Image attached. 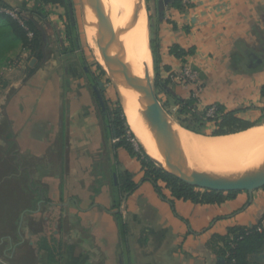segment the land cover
Wrapping results in <instances>:
<instances>
[{"label":"crops","instance_id":"crops-1","mask_svg":"<svg viewBox=\"0 0 264 264\" xmlns=\"http://www.w3.org/2000/svg\"><path fill=\"white\" fill-rule=\"evenodd\" d=\"M148 1L165 110L197 93L203 106L264 118V0ZM0 7L23 11L43 37L35 57L23 47L0 57V135L29 190L16 230L0 237V264H220L232 229L261 223L264 188L212 204L175 198L165 183L161 194L140 160L108 142L83 79L57 65L66 50L47 49L68 40L70 0ZM187 64L198 87L168 81Z\"/></svg>","mask_w":264,"mask_h":264},{"label":"bare ground","instance_id":"bare-ground-1","mask_svg":"<svg viewBox=\"0 0 264 264\" xmlns=\"http://www.w3.org/2000/svg\"><path fill=\"white\" fill-rule=\"evenodd\" d=\"M140 1L101 0L103 20L95 29L100 33H111L112 37L120 38L124 42L127 53L122 52L120 57H129L131 68L136 70L140 81L144 83L147 64L151 69L149 17ZM81 12L89 41H97L95 49L101 57V64L113 76L125 99L122 101L120 98L132 132L140 136L143 143L141 147L158 160L157 165L169 169V164L161 153L163 140L149 126L143 113L142 103L148 100V93L137 89L127 70L118 65L113 47L95 38L94 29L90 26L94 5L87 0H81ZM156 122L172 130L178 146L180 165L189 177L198 174L243 176L264 163V124L238 133L206 136L182 128L165 112L158 113Z\"/></svg>","mask_w":264,"mask_h":264},{"label":"rangeland","instance_id":"rangeland-1","mask_svg":"<svg viewBox=\"0 0 264 264\" xmlns=\"http://www.w3.org/2000/svg\"><path fill=\"white\" fill-rule=\"evenodd\" d=\"M140 1V0H139ZM72 14L68 16V40L62 42H56L55 40L50 43V47H47L48 52H50L52 56V51L56 50L59 52L61 49L65 53L62 52L63 57L62 62L59 61L57 63L58 66L61 64L65 67L71 68L72 75L76 76L77 78H81L84 81V84L87 87L89 92V96L96 103V113L100 116V119L105 122L103 123L106 127V133L108 137V142L112 141V145L114 146L115 143L118 142V138H113L110 136L111 131V124L108 117L107 109L97 100L95 96L96 91H103L105 101L107 102L110 110H116L118 107H121L124 115L126 111H124L122 101H125L121 91L118 89L113 76L103 67L101 64V57L96 51V46L98 45L97 41H89L85 29H84V19L81 12V0H70ZM140 4L147 10L148 17H149V49H150V62H151V79L155 86V57L152 52V41L153 37V30H152V17L150 15V8H149V1L148 0H141ZM149 8V9H148ZM9 9V8H7ZM16 14V18L19 19L23 24L25 23V13L21 10H14ZM7 21L0 17V26H5ZM32 36V33L30 34ZM43 41V40H42ZM43 44V42H42ZM61 47H59V45ZM94 47V48H93ZM57 48V49H56ZM32 52L31 56H36V53H33L32 49L29 48ZM61 52V51H60ZM61 54V53H60ZM59 55V53H58ZM44 59L41 56L38 58V64L43 63ZM97 62L101 65V67L105 70L106 74H102L101 69L98 67ZM92 69L94 75L99 79L102 83L101 87L97 88L93 83H91L89 69ZM122 101H121V99ZM197 100L200 101V107L196 109V112L191 113H180V108H168L166 113L170 117V119L189 131H192L189 127H193L195 129H199L201 131L200 134L210 136L209 134L212 133L215 128L212 125L202 126V122L197 121L198 117H202V113L206 107L212 105L203 106L201 104V99L199 96H196ZM124 106L125 103H124ZM105 115L107 118H105ZM126 117V115H125ZM127 120V117H126ZM257 125L264 124V118H257L256 120L252 121ZM129 127V131L131 132V128L127 122ZM4 131V130H1ZM194 132V131H192ZM241 132V131H239ZM2 133V132H1ZM8 133V132H4ZM133 133V132H131ZM196 133V132H195ZM237 133V132H235ZM135 135L132 138L133 145L136 151L140 150V145L143 146V143L140 139V136L133 133ZM199 134V133H198ZM109 136L111 138H109ZM110 146V143H109ZM16 148L14 144H9L8 140L0 135V237H3L5 234L14 233V227L19 225V218L17 215L19 212L24 210L25 202L27 199V192H29L27 188V180L28 176L26 175V171L20 170L18 165V153L15 154ZM24 158V157H23ZM158 166V165H157ZM57 176V175H56ZM57 179V178H55ZM247 260L249 264H264V244L262 247L258 248L257 250L249 253L247 255Z\"/></svg>","mask_w":264,"mask_h":264},{"label":"trees","instance_id":"trees-1","mask_svg":"<svg viewBox=\"0 0 264 264\" xmlns=\"http://www.w3.org/2000/svg\"><path fill=\"white\" fill-rule=\"evenodd\" d=\"M149 9V8H148ZM0 17L7 21L5 26H0V57L3 59L9 52L14 51L20 47L31 48L34 53L41 49L42 45V33L38 28L35 21L31 19H25L23 24L16 17L0 13ZM32 33V36L30 34ZM152 52L155 57V87L165 88L167 81H163L159 74L158 64V52L156 47V42H152ZM172 52L183 57L186 52L180 49L178 46L172 48ZM37 54V53H36ZM98 67L101 69L102 74H106L105 70L97 62ZM91 83H93L97 88L101 87V82L94 75L95 72L90 68L89 70ZM171 79L168 81L170 82ZM264 95V90H263ZM95 96L97 100L107 109L109 121L111 124V131L109 130L113 138H118V142L115 143L114 147H122L126 149L130 155L136 157L140 160L142 167L144 169V177L146 180H150L158 191L162 194V183L166 184V187L170 189L172 195L178 199L191 200L194 202L201 203H222L228 198L234 197L239 192H217L208 191L195 188L187 183L179 180L177 177L165 171L163 168L157 166V164L149 157V155L144 151L140 145L141 151H136L132 138L135 137L133 133L129 131L127 125V120L121 107L116 110H110L103 91H96ZM180 103V113H191V106H193L197 99L191 97L188 100H178ZM217 110V116L212 118L207 116V111L210 106L206 107L202 113V117H198L196 120L202 122V126L212 125L215 130L210 133V136H222L233 134L235 132L244 131L251 127L257 125L252 121H248L239 116L240 111H226V109L219 105L214 104ZM264 111V109H263ZM105 118L106 115H105ZM192 131L196 133H201L199 129L189 127ZM135 187L134 183H130V189ZM17 226L14 227L16 230ZM233 237V239H231ZM225 246L223 250V261L220 264H230L231 258L236 257L239 264H249L247 260V255L258 248L262 247L264 244V229L259 230L257 226L245 227V228H235L232 229L230 236L225 239ZM231 252L230 256L227 253Z\"/></svg>","mask_w":264,"mask_h":264},{"label":"water","instance_id":"water-1","mask_svg":"<svg viewBox=\"0 0 264 264\" xmlns=\"http://www.w3.org/2000/svg\"><path fill=\"white\" fill-rule=\"evenodd\" d=\"M94 5L93 20L90 26L94 29L95 38L104 44L111 45L114 49L115 59L120 67L125 68L137 89L148 93V100L143 102V113L149 126L155 130L162 138L161 153L163 158L168 162L169 169H164L168 173L177 177L179 180L191 185L195 188L217 192H248L252 194L255 190L264 188V163L254 171L243 176H218L213 174H198L195 177H189L179 162L178 146L172 134L170 127L163 126L156 122V117L159 112L166 110L161 104L152 82L150 68L147 64L144 83L140 81V76L136 70L131 68L129 57L121 59V53H127L126 46L120 38H114L111 33H100L96 31V25L103 20L101 0H87ZM162 2V1H160ZM36 59L33 58L31 64H34ZM167 114V113H166ZM168 115V114H167ZM149 155V154H148ZM149 157L158 164V160L153 156ZM159 166V165H158ZM160 167V166H159ZM162 168V167H161Z\"/></svg>","mask_w":264,"mask_h":264},{"label":"built area","instance_id":"built-area-1","mask_svg":"<svg viewBox=\"0 0 264 264\" xmlns=\"http://www.w3.org/2000/svg\"><path fill=\"white\" fill-rule=\"evenodd\" d=\"M159 1L165 2L166 0H159ZM0 13L10 14L16 17L14 10L7 9L5 7H0ZM170 78L172 81L177 82L184 86L198 87L200 75L196 69H194L191 65L187 64L183 67V69L180 72L171 73ZM196 96H198L197 93H194L192 95V97L194 98H196ZM198 107H200V101L197 100V102L193 106H191V112H196L195 110L198 109ZM207 116L212 117V118L217 116V110L214 105L210 106V108L208 109ZM257 227L259 230L264 229V218L262 219L261 223L257 225ZM231 239H233V237H231ZM230 255H231V252H228L227 256H230ZM230 264H239L236 257L231 258Z\"/></svg>","mask_w":264,"mask_h":264}]
</instances>
